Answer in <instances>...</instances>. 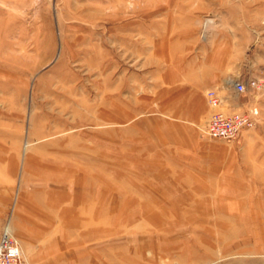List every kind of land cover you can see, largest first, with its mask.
<instances>
[{
  "label": "rangeland",
  "instance_id": "374dc122",
  "mask_svg": "<svg viewBox=\"0 0 264 264\" xmlns=\"http://www.w3.org/2000/svg\"><path fill=\"white\" fill-rule=\"evenodd\" d=\"M218 58L259 86L219 88L259 112L231 142L204 134ZM262 177L264 0H0V233L24 264H264V208L238 204ZM131 202L157 207L124 220ZM207 212L231 214L211 244Z\"/></svg>",
  "mask_w": 264,
  "mask_h": 264
},
{
  "label": "built area",
  "instance_id": "2783aa9c",
  "mask_svg": "<svg viewBox=\"0 0 264 264\" xmlns=\"http://www.w3.org/2000/svg\"><path fill=\"white\" fill-rule=\"evenodd\" d=\"M227 86L235 96H241L248 89L259 87L254 80H229ZM205 97L208 106L213 111L204 127V134L207 138L231 142L236 140L242 131L255 127L259 115L256 107L243 112H225L222 107L226 98L221 96L218 91H209ZM0 264H24L20 244L7 227L0 233Z\"/></svg>",
  "mask_w": 264,
  "mask_h": 264
},
{
  "label": "crops",
  "instance_id": "0c3cea01",
  "mask_svg": "<svg viewBox=\"0 0 264 264\" xmlns=\"http://www.w3.org/2000/svg\"><path fill=\"white\" fill-rule=\"evenodd\" d=\"M204 66H205V71H204L205 74L201 77V82H200L201 85L198 86V87L200 88V90L202 91V93L205 92V96H206L207 92H209V91H218L220 87H222L224 85L227 86V82H228V80H227L228 79L227 78L228 74L227 73H228V70L233 69V66L234 65L230 64V62L227 63L225 61L221 63V60L218 58L215 61L214 60L213 61H209V60L207 61L206 60ZM225 175L226 176L224 177V179H226V180L223 179L225 184H228L229 183V184H232V186H233V184H237L238 183V180L236 179L237 175H234V174L232 175V174H229V173L228 174L226 173ZM262 178H264V177H262ZM244 180H246V179H244ZM182 182L183 181H179L178 182L176 180H172L171 179L169 181V184L173 185V183H175V184L181 185ZM259 182H260L259 185H262L263 182L262 181H259ZM259 182L256 181V183H259ZM256 183H255V185H256ZM197 191L198 192L204 191V189H202L201 187H197ZM63 199L64 198H61L60 200H63ZM76 199L78 200L77 197H76ZM258 201H259V199L248 198L247 200H244L243 202L240 201L238 204H241V205H244V206L246 205V206H248L250 208L251 207H255L256 210L258 211V215H259L260 212H261V210L264 208V201H263V204H261V205H260V203ZM57 202H59V200H57ZM178 205L181 206V205H184V204H182L180 202L179 203L172 202L169 205V207L170 206H178ZM188 205H192V204H188ZM199 205H201V204H199ZM225 205H230V204H225ZM124 206H125V209H127V212H129V213H127L128 215L126 214L125 216H123L124 217L123 218L124 220L126 219V217H136L138 215H143V216L146 215L144 212H142V210L140 211L139 208H143V207H154V206L157 207V205L155 203H152V202H149L147 204L146 203H143V204L142 203H139L138 204L137 202H134V203L131 202L129 205L126 204ZM114 208H115V206H114ZM114 208L112 207L111 209H114ZM130 208L131 209L133 208L134 210H128ZM259 208H261V210H259ZM119 212H120L119 213V216L120 215L122 216L125 213L123 209L120 210ZM249 212H250V210H249ZM119 216H118V218H119ZM75 224L77 225V223H74L72 221L71 224H70V226H73ZM227 238H229V236ZM138 249H140V247ZM138 253H141L140 250H138Z\"/></svg>",
  "mask_w": 264,
  "mask_h": 264
},
{
  "label": "bare ground",
  "instance_id": "6f19581e",
  "mask_svg": "<svg viewBox=\"0 0 264 264\" xmlns=\"http://www.w3.org/2000/svg\"><path fill=\"white\" fill-rule=\"evenodd\" d=\"M229 82V81H228ZM236 175H238V174H236ZM245 176V175H244ZM248 199V198H247ZM237 200V199H236ZM259 202V201H258ZM237 203V202H236ZM214 205V204H213ZM237 206V205H236ZM237 208V207H236ZM249 210H250V212L247 214V216H246V219H250L251 220V222H255L256 223V218L258 217L257 215H258V211L256 210V208L255 207H251V208H249ZM259 210H261V208H259ZM237 214V213H236ZM208 215H210V216H212L211 214H209V212H207L206 214H199V216L201 217V218H206V216H208ZM213 216H217L216 217V219L214 220L213 219V221H214V224H210V222H209V224H206V225H204L205 227V231H204V237L202 238L203 239V242L205 243V242H207V243H209V244H211V242H212V240H214V238H215V233L217 234H220L221 232H223L225 229L227 230V229H229V228H227L226 227V225L221 221V220H223V219H225V218H228V217H230L231 216V214L230 213H226V212H221L219 215H215V214H213ZM212 216V217H213ZM233 216V215H232ZM233 218V217H232ZM211 220V219H210ZM247 220V221H248ZM259 220V219H258ZM261 220V219H260ZM206 221V220H205ZM207 223V222H206ZM228 223V222H227ZM241 223V222H240ZM246 223V222H245ZM202 224V223H201ZM262 224V223H261ZM237 225H239V222L237 223ZM208 226V227H207ZM229 226V225H228ZM9 230V229H8ZM238 230V229H237ZM261 230V232H262V229H260ZM264 230V229H263ZM236 231V230H235ZM10 232V231H9ZM249 232V231H248ZM264 233V232H263ZM247 234H249L250 235V232L249 233H247ZM246 234V235H247ZM236 237V239H238V237H237V235H235L234 234V231L232 230V232H231V230H230V232H229V238L230 239H234ZM246 237H249V236H246ZM251 237V236H250ZM255 237V236H254ZM262 237V236H261ZM225 238H226V236H225ZM220 239V238H219ZM228 239V238H227ZM230 239H228V240H230ZM240 239V240H239ZM238 239V242H236V244H235V248H237V250L238 249H240V248H243L245 245H247L248 244V242H247V238L246 239H244L243 237L242 238H239ZM243 239V240H242ZM199 241V240H198ZM202 242V241H201ZM222 243V242H221ZM21 247V246H20ZM246 247V246H245ZM22 250V249H21ZM22 254H23V252H22Z\"/></svg>",
  "mask_w": 264,
  "mask_h": 264
}]
</instances>
